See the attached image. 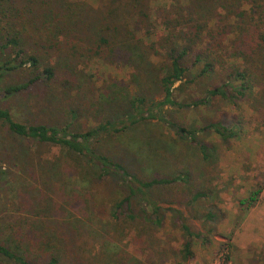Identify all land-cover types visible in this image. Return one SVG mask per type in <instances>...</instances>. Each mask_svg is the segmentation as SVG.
<instances>
[{"label":"trees","instance_id":"obj_1","mask_svg":"<svg viewBox=\"0 0 264 264\" xmlns=\"http://www.w3.org/2000/svg\"><path fill=\"white\" fill-rule=\"evenodd\" d=\"M87 57L134 69L121 92L107 90L91 99L92 105L109 99L108 107H95L98 121L91 127L25 123L0 106V121L14 136L62 148L57 159L39 160V169L33 163L43 187L32 212L38 221L28 217L19 227L27 225V235L18 229L15 238L0 241V258L6 264H156L171 257L185 264L204 236L178 208L164 204L190 208L203 198L210 201L216 191L211 162L245 129L243 107L264 125V0H96L88 11L69 0H0V80L24 70L28 78L1 87L0 100L46 82H70ZM218 100L230 110L220 119L206 118L200 129L169 120L165 112L174 105L196 111ZM148 120L165 122L178 138L188 139L201 164L147 176L140 163L129 166L100 149L102 139ZM203 131L222 145L199 139ZM261 192L251 190L240 204L250 208ZM209 207L205 218L214 219L218 206L211 200ZM167 210L185 235L178 250L152 226L135 238L146 251L144 259L112 241L118 234L111 236L108 226L115 231L120 222L163 230ZM99 226L108 232V238L100 236L102 244ZM230 247L228 238L219 249Z\"/></svg>","mask_w":264,"mask_h":264},{"label":"rangeland","instance_id":"obj_2","mask_svg":"<svg viewBox=\"0 0 264 264\" xmlns=\"http://www.w3.org/2000/svg\"><path fill=\"white\" fill-rule=\"evenodd\" d=\"M69 1L73 7L88 11L96 0ZM20 72L4 74L0 80V88L8 83L26 82V70ZM132 72V66L112 67L87 57L76 68L72 78L69 77L70 82L64 84L55 80L39 84L33 89L0 100V106L9 109L15 119L25 123L36 121L56 123L60 127L69 124L91 127L98 121L95 107L101 109L108 105L109 100L101 98L97 105H92L91 99L106 95L107 90L121 92L128 86ZM133 92L134 88L131 90ZM184 97L182 95L179 100H184ZM229 110L218 100L212 107L202 106L196 111L191 107L174 105L165 109V112L169 120L183 123L192 130L200 129L206 123V118L212 121L220 119ZM241 112L245 117V129L238 138L231 140L230 148L222 146L219 155H215L211 162L215 166L213 187L216 191L210 201L203 198L190 208L184 203L164 204L165 207L178 208L191 229L204 236V240L195 241V258L185 264H264V125L257 122L246 107ZM200 133L199 139L207 138L204 139L207 143L217 141L222 145L209 131ZM97 142L98 140L94 144L98 145ZM99 146L100 149L119 156L129 166L140 163V171L147 176L170 175L188 165L193 168L201 164L200 154L189 140L178 138L169 124L158 120L132 125L121 134L102 139ZM60 153L62 148L58 146L40 145L14 136L6 124L0 121V170L4 171V174H0V241L15 238L18 229L27 235L28 226L23 224L24 228L19 227L28 217L32 221H38V217L32 212L34 202H37L36 195L43 187L41 183H37V170L33 163L39 169V160H55ZM18 155L28 163L22 164ZM258 188L262 192L255 205L246 208V205L240 204L242 198H248L250 191ZM211 200L218 206L215 211L217 215L214 219H206L205 213L210 208ZM82 221L87 219L82 218ZM174 221V212L167 210L163 230L154 225H135L130 222H120L115 226V231H112V225L108 229L111 236L118 234L112 240L114 244L119 242L120 246L144 259L146 251L135 238L151 226L153 233L170 241L168 246L172 250L181 247L185 235ZM14 222L19 223L18 227L14 226ZM96 228L100 230L97 231L98 241L100 236L108 238L104 227ZM228 238L231 239L232 247L222 253L219 247ZM100 243L93 244L97 254L101 248ZM226 254L230 256L228 261ZM0 264H6V261L0 258ZM156 264L174 262L170 257Z\"/></svg>","mask_w":264,"mask_h":264},{"label":"built area","instance_id":"obj_3","mask_svg":"<svg viewBox=\"0 0 264 264\" xmlns=\"http://www.w3.org/2000/svg\"><path fill=\"white\" fill-rule=\"evenodd\" d=\"M222 261H223V259H222Z\"/></svg>","mask_w":264,"mask_h":264}]
</instances>
